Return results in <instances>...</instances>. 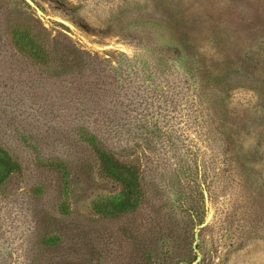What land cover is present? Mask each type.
<instances>
[{"label": "rangeland", "instance_id": "rangeland-1", "mask_svg": "<svg viewBox=\"0 0 264 264\" xmlns=\"http://www.w3.org/2000/svg\"><path fill=\"white\" fill-rule=\"evenodd\" d=\"M0 157V264H264V0H0Z\"/></svg>", "mask_w": 264, "mask_h": 264}, {"label": "trees", "instance_id": "trees-1", "mask_svg": "<svg viewBox=\"0 0 264 264\" xmlns=\"http://www.w3.org/2000/svg\"><path fill=\"white\" fill-rule=\"evenodd\" d=\"M98 155L102 162V169L104 173L108 175H114V177L121 184L122 188H124L123 199L115 206V209L119 211H125V209L131 208L135 204V200H133L132 197L136 195L132 182L120 178V168L118 167L117 163L112 160L108 153L100 151ZM15 168V164L12 161L0 157V184L2 183L3 179Z\"/></svg>", "mask_w": 264, "mask_h": 264}, {"label": "water", "instance_id": "water-1", "mask_svg": "<svg viewBox=\"0 0 264 264\" xmlns=\"http://www.w3.org/2000/svg\"><path fill=\"white\" fill-rule=\"evenodd\" d=\"M207 221H208V219L200 226V227H202V226H204L206 223H207ZM197 241V235L195 234V242ZM193 251L194 252H196V248H195V245H193ZM198 256H197V258H196V262L198 261ZM181 264H187V263H181Z\"/></svg>", "mask_w": 264, "mask_h": 264}]
</instances>
